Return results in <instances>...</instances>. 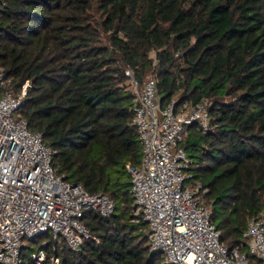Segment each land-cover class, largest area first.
<instances>
[{
  "label": "trees",
  "instance_id": "16d2710c",
  "mask_svg": "<svg viewBox=\"0 0 264 264\" xmlns=\"http://www.w3.org/2000/svg\"><path fill=\"white\" fill-rule=\"evenodd\" d=\"M0 65L14 91L28 80L16 112L55 172L114 202L106 216L82 212L89 236L77 250L49 245L36 263L27 243L39 235L20 250L25 264L52 252L56 264H164L131 220L124 163L138 162L140 142L125 68L139 82L153 75L160 105L208 98L211 128L185 127L189 170L220 242L256 263L241 232L264 214V0H0Z\"/></svg>",
  "mask_w": 264,
  "mask_h": 264
},
{
  "label": "built area",
  "instance_id": "2783aa9c",
  "mask_svg": "<svg viewBox=\"0 0 264 264\" xmlns=\"http://www.w3.org/2000/svg\"><path fill=\"white\" fill-rule=\"evenodd\" d=\"M131 92V123L140 142L138 162H125L131 193V220L145 223L150 250L158 251L164 264H264V214L258 211L241 232L247 260L238 246L220 242L219 230L203 202L207 187L189 170L191 158L182 144L186 125L208 131L206 97L196 101L171 96L160 105L155 79L147 73L139 82L124 69ZM29 85L25 79L14 91L11 77L0 65V264H25L20 255L28 240L46 235L47 240L29 251L38 263L47 247L64 242L77 250L89 236L80 221L85 209L109 215L113 200L102 191H87L55 172L52 150L41 133L27 127L16 112ZM97 242V239L95 240ZM56 264L57 256H48Z\"/></svg>",
  "mask_w": 264,
  "mask_h": 264
},
{
  "label": "rangeland",
  "instance_id": "374dc122",
  "mask_svg": "<svg viewBox=\"0 0 264 264\" xmlns=\"http://www.w3.org/2000/svg\"><path fill=\"white\" fill-rule=\"evenodd\" d=\"M47 240V236L46 235H41L38 238H35V240L33 241H28V246L32 249H35L37 247V245H39L40 243L44 242Z\"/></svg>",
  "mask_w": 264,
  "mask_h": 264
}]
</instances>
